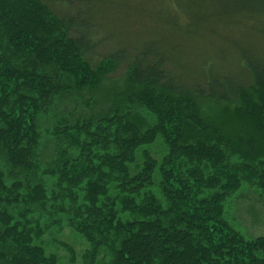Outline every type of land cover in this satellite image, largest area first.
Returning <instances> with one entry per match:
<instances>
[{
	"label": "trees",
	"instance_id": "obj_1",
	"mask_svg": "<svg viewBox=\"0 0 264 264\" xmlns=\"http://www.w3.org/2000/svg\"><path fill=\"white\" fill-rule=\"evenodd\" d=\"M100 1L0 0V264H264L231 215L243 188L264 210V57L189 80L154 40L94 57Z\"/></svg>",
	"mask_w": 264,
	"mask_h": 264
},
{
	"label": "rangeland",
	"instance_id": "obj_2",
	"mask_svg": "<svg viewBox=\"0 0 264 264\" xmlns=\"http://www.w3.org/2000/svg\"><path fill=\"white\" fill-rule=\"evenodd\" d=\"M199 1L203 3L200 9L193 7L190 0H101L93 8L96 29L92 33L97 37L93 56L100 57L124 46L135 49L154 40L174 59L170 67L186 80L196 76L195 70L203 64H212L220 73L241 78V47L264 57V16L228 12L233 0ZM74 9L61 3L55 8L61 15L72 14ZM192 15L205 18L198 22L195 32L184 26ZM173 16L183 27L166 22V17L171 20ZM231 209L232 217L246 235H264V210L251 190H240Z\"/></svg>",
	"mask_w": 264,
	"mask_h": 264
}]
</instances>
